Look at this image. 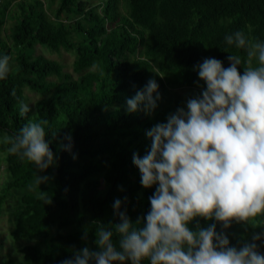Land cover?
I'll return each instance as SVG.
<instances>
[{"label":"trees","instance_id":"obj_1","mask_svg":"<svg viewBox=\"0 0 264 264\" xmlns=\"http://www.w3.org/2000/svg\"><path fill=\"white\" fill-rule=\"evenodd\" d=\"M62 16L72 18L64 22ZM8 19L13 23L5 37ZM237 30L264 40V0H57L53 19L41 0H1L0 53L11 57V71L0 80V137L11 138L29 119L47 121L46 141L57 157L56 166L41 173L49 179L40 189L34 187L38 194L21 196L10 237L17 242L51 237L54 229L56 233L49 243L19 248L20 260L1 264H60L85 246L96 250L97 223H119L116 199L133 222L143 218L155 185L141 186L133 154L142 157L150 147L147 130L166 122L187 98L200 93L204 84L196 65L214 57L228 67L232 53L246 58L243 50L224 42L225 34ZM37 47L73 52L72 72L77 76L37 54ZM150 79L159 85L156 109L129 114L126 99ZM179 89L188 92L178 97ZM24 90L40 98L22 117L19 100L28 102ZM69 133L70 152L60 148ZM7 147L0 143L7 174L0 212L10 193L32 187L37 174L34 165L7 154ZM212 223L197 217L189 227ZM217 231L239 248L253 233L264 232V223L233 221L227 229L217 223ZM257 243L264 253V239Z\"/></svg>","mask_w":264,"mask_h":264},{"label":"clouds","instance_id":"obj_2","mask_svg":"<svg viewBox=\"0 0 264 264\" xmlns=\"http://www.w3.org/2000/svg\"><path fill=\"white\" fill-rule=\"evenodd\" d=\"M224 42L243 50L246 58L232 53L228 67L214 57L196 65L204 84L200 93L187 98L166 122L147 130L150 147L142 157L133 154L141 186L155 185L147 214L133 222L116 199L113 209L119 223H97L96 250L85 246L60 264H264L257 243L264 232L253 233L237 248L217 231V223L223 229L233 221L264 223L257 220L264 217V40L237 30L225 34ZM10 61L8 54L0 53V80L8 77ZM158 89L155 79L148 80L126 99V111L152 113L161 99ZM30 105L19 100L22 117ZM46 124L29 119L11 138L0 137V143L10 144L7 154L35 166L33 186L39 189L49 179L41 173L57 164L51 141H46ZM64 141L61 150L70 152V133ZM197 217L216 223L190 229Z\"/></svg>","mask_w":264,"mask_h":264},{"label":"rangeland","instance_id":"obj_3","mask_svg":"<svg viewBox=\"0 0 264 264\" xmlns=\"http://www.w3.org/2000/svg\"><path fill=\"white\" fill-rule=\"evenodd\" d=\"M43 2V7L45 8L47 15L49 18H54V10L57 7V0H41ZM72 17H66L62 16L60 20L67 21L70 20ZM13 23V20L8 19L6 27L4 29V35L5 37H8L9 29ZM37 54H43L48 59L54 60L59 62L64 67V72L71 74L73 77H76L77 75L72 72V63L75 59V55L73 52L69 51H60L58 53L51 52L47 48L43 47H37L36 49ZM50 80L56 81V78H50ZM188 91L186 89H179L176 90L175 93L178 97L184 96ZM24 93L28 99V103H30L32 106L33 103H35L40 96L29 91L24 90ZM6 166L4 162V153L0 152V189L1 185L6 179ZM24 194H33L37 195V190L34 188V186L26 188V189H15L13 190L9 197L7 198V201L5 205L3 206V209L0 212V264L2 261L7 259H12L13 261H17L21 259V255L18 252L19 248L23 246H29V245H43L44 243H49L50 238L56 233V229L53 230L52 236L47 238H35V239H22L17 242L13 241L10 237V231L13 227V211L17 204L20 201V198Z\"/></svg>","mask_w":264,"mask_h":264},{"label":"built area","instance_id":"obj_4","mask_svg":"<svg viewBox=\"0 0 264 264\" xmlns=\"http://www.w3.org/2000/svg\"><path fill=\"white\" fill-rule=\"evenodd\" d=\"M1 1V0H0Z\"/></svg>","mask_w":264,"mask_h":264}]
</instances>
